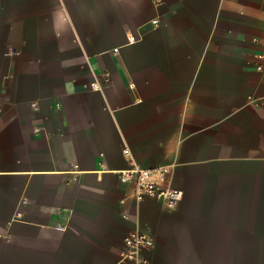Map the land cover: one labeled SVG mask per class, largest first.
<instances>
[{"label": "crops", "instance_id": "crops-1", "mask_svg": "<svg viewBox=\"0 0 264 264\" xmlns=\"http://www.w3.org/2000/svg\"><path fill=\"white\" fill-rule=\"evenodd\" d=\"M250 98L264 0H0V264H118L138 231L151 264L264 252ZM132 166L170 167L177 207L135 202Z\"/></svg>", "mask_w": 264, "mask_h": 264}, {"label": "built area", "instance_id": "built-area-1", "mask_svg": "<svg viewBox=\"0 0 264 264\" xmlns=\"http://www.w3.org/2000/svg\"><path fill=\"white\" fill-rule=\"evenodd\" d=\"M158 21L153 20L152 25L157 26ZM131 41L132 39L129 38ZM260 69V68H258ZM92 90L98 91V84H92ZM249 102L257 107L264 106V98H250ZM41 131L40 128L35 129ZM124 154L128 155V149H124ZM76 169L77 166L74 165ZM170 175V167H159L156 169H141L132 166L126 171L119 173L122 183H133L134 191L132 198L135 202H142L146 199L159 201L166 210L173 211L182 199V192L168 186L167 178ZM153 237L145 232L129 234L123 240V248L119 255L118 264H151L147 256L154 249Z\"/></svg>", "mask_w": 264, "mask_h": 264}, {"label": "rangeland", "instance_id": "rangeland-1", "mask_svg": "<svg viewBox=\"0 0 264 264\" xmlns=\"http://www.w3.org/2000/svg\"><path fill=\"white\" fill-rule=\"evenodd\" d=\"M184 264H264V252H186Z\"/></svg>", "mask_w": 264, "mask_h": 264}]
</instances>
